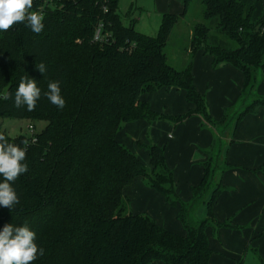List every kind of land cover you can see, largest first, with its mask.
<instances>
[{
	"label": "trees",
	"instance_id": "1",
	"mask_svg": "<svg viewBox=\"0 0 264 264\" xmlns=\"http://www.w3.org/2000/svg\"><path fill=\"white\" fill-rule=\"evenodd\" d=\"M179 1L183 12L164 13L156 36L125 25L120 0H33L32 11L42 10L44 15L40 34L24 23L0 31V95L14 94L27 74L42 93L50 81L59 80L66 101L58 109L42 94L36 109L29 112L26 106L17 109L14 100H0V115L47 122L35 133L36 141L25 134H4L9 143L21 147L28 142L24 161L28 171L10 182L20 202L13 210L0 206V231L6 224H28L36 233L35 243L44 249L32 264H211L214 250L207 229L234 227L214 216L213 207L224 190L219 182L207 201V216L192 218L214 174L216 135L207 150L203 179L192 188L194 198L188 203L176 192L164 147L149 145V169L117 140L122 126L137 120L179 124L199 115L202 126L214 134L228 121L227 112L220 121L209 114L205 96L195 87L193 61L183 69L169 62L167 44L192 0ZM202 3L206 23H196L191 31V58L202 50L213 57L215 67L235 66L245 76L243 95L255 96L259 70L264 77V0ZM98 29L100 39L95 38ZM41 61L47 69L44 75L35 69ZM164 87L185 91L194 109L179 117L153 110L142 95ZM261 107L264 97L256 95L236 115V123ZM226 166L224 161L222 168ZM138 178L149 179V185L178 208L184 234L127 211L124 189Z\"/></svg>",
	"mask_w": 264,
	"mask_h": 264
},
{
	"label": "crops",
	"instance_id": "2",
	"mask_svg": "<svg viewBox=\"0 0 264 264\" xmlns=\"http://www.w3.org/2000/svg\"><path fill=\"white\" fill-rule=\"evenodd\" d=\"M165 2L166 12L179 14L184 10L179 0ZM192 73L195 87L205 96L208 111L216 121L223 119L227 108L232 106L236 109L242 104L240 96L245 76L235 66L224 64L215 67L213 57L200 50L195 55ZM256 82L255 94L264 97L261 71ZM142 98L153 110L165 116H184L194 109L187 100L186 92L174 87L145 93ZM202 123L199 115L175 125L165 120H137L125 123L117 134V140L145 164H150V160L144 145L164 147L176 192L183 202L188 203L194 198L192 188L203 179L204 163L209 158L207 150L215 136ZM220 130H216L220 139L216 152L223 156V162L228 166L215 173L224 190L213 207V213L218 221H230L234 227H209L207 234L214 250L211 264H235L239 251L247 243H264V108H259L255 114H247L238 123L231 118ZM222 130H229V134ZM124 194L131 199L135 214L149 216L165 228L185 233L178 219V208L169 204L144 179H136L124 189ZM208 199L196 209L199 219L208 214ZM153 264L165 263L156 261Z\"/></svg>",
	"mask_w": 264,
	"mask_h": 264
},
{
	"label": "clouds",
	"instance_id": "3",
	"mask_svg": "<svg viewBox=\"0 0 264 264\" xmlns=\"http://www.w3.org/2000/svg\"><path fill=\"white\" fill-rule=\"evenodd\" d=\"M33 0H0V31H8L18 23H24L35 34L44 29L43 11H32ZM35 69L44 75L47 71L43 61L35 64ZM43 96L58 109L65 107L66 101L61 95L59 80H52L43 91L37 86L36 80L25 74L20 78L14 94L6 92L0 95V100H14V106L19 109L26 106L27 111H34ZM24 147L9 143L4 134H0V206L13 210L19 204V195L12 183L28 171L26 159L28 142ZM36 233L27 223L23 226L6 224L0 231V264H32L38 257L44 255V249L35 243Z\"/></svg>",
	"mask_w": 264,
	"mask_h": 264
},
{
	"label": "rangeland",
	"instance_id": "4",
	"mask_svg": "<svg viewBox=\"0 0 264 264\" xmlns=\"http://www.w3.org/2000/svg\"><path fill=\"white\" fill-rule=\"evenodd\" d=\"M165 1L164 0H120L119 13L125 25L128 26L132 25L136 30L144 34L150 36H156L160 29L163 14L166 13ZM203 10H204V5L202 3V0H192L190 3L189 11L179 19V22L176 24V26L173 29L170 40L166 47V53L168 55L169 62L178 69H183L186 66H188L191 60L194 61L195 57L191 58V54L189 53L191 37H192L191 31L196 23L198 22L206 23V20L204 19V15H203ZM218 35L220 39L222 40L225 39L220 34ZM255 98L256 95L246 97V95H243L242 93V95L240 96V101L242 102V104L236 109L231 106L225 110L224 114L226 112L228 113L227 120L229 121L231 120V118L232 119L235 118L236 115L240 111H242L248 104L253 102ZM165 121H168L173 125L176 124L171 120H165ZM46 123L47 122L45 120H37L33 122L32 120L25 117L16 118L9 114H3L0 115V134H7L13 137L20 134L32 136V132L29 129V125L33 124L34 133H38L43 130V128L46 126ZM220 127H217L216 129L221 131ZM225 131L226 134L228 135L229 130H225ZM215 135L217 136L219 142L220 141L219 135L217 134L216 131H215ZM218 142L214 149L213 152L214 156L212 159L211 173L214 174L213 176H209V179L207 181V183L209 184V186L207 187L208 189L206 188L203 196L200 198L201 200L198 201V204H196L195 209L192 210V218L194 221L201 220L196 216V209L198 208L199 205L206 202L207 198L210 197L214 189L217 187L218 180L217 177H215V173L217 172L218 169L224 166L223 156L217 154L216 152ZM144 148L148 150L149 145H144ZM146 165L149 167V169L151 168L150 164H146ZM144 180L149 185V181H148L149 179H144ZM125 196L128 199L127 211L135 213L131 199L129 198V196L127 195ZM262 245L264 246V243H247L245 247H243L241 251H239L240 253L238 257L235 259L236 262L235 264H264V254L262 250L263 248Z\"/></svg>",
	"mask_w": 264,
	"mask_h": 264
},
{
	"label": "built area",
	"instance_id": "5",
	"mask_svg": "<svg viewBox=\"0 0 264 264\" xmlns=\"http://www.w3.org/2000/svg\"><path fill=\"white\" fill-rule=\"evenodd\" d=\"M95 38L96 39H100L101 38V31H100V29L97 30V33H96V37ZM29 129L32 132V136H33L32 141H36L35 133L33 131L34 125L33 124L29 125Z\"/></svg>",
	"mask_w": 264,
	"mask_h": 264
}]
</instances>
